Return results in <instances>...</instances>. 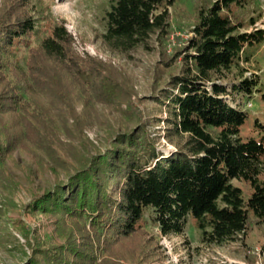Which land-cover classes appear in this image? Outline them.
I'll list each match as a JSON object with an SVG mask.
<instances>
[{"label": "trees", "instance_id": "trees-1", "mask_svg": "<svg viewBox=\"0 0 264 264\" xmlns=\"http://www.w3.org/2000/svg\"><path fill=\"white\" fill-rule=\"evenodd\" d=\"M175 2L109 0L103 42L126 56L138 48L163 46ZM248 2L214 0L202 7L185 45L171 57L162 53V72L178 64L153 96L160 112L167 113L163 133H150L142 123L119 133L106 149L78 161L80 168L68 182L36 201L37 210L74 226L83 242L36 247L29 264H165L151 226L163 236L179 235L191 219L202 242L222 245L245 235L252 219L264 224V122L255 117L259 136L245 140L241 128L250 113L236 100L250 101L262 92L259 76L247 75L246 65L264 45V28L243 30L246 24L231 15L233 7ZM37 32L30 0L4 1L0 179L5 160L18 149L48 152L67 145L60 141L46 102L71 104L77 92L84 96L86 91L99 98L106 91L121 102L131 97L127 81L112 76L111 67L75 50L64 22H54L39 44L34 43ZM24 49L25 66L19 55ZM161 138L174 149L163 151ZM236 180L248 184V198ZM261 254L264 258V243Z\"/></svg>", "mask_w": 264, "mask_h": 264}, {"label": "rangeland", "instance_id": "rangeland-1", "mask_svg": "<svg viewBox=\"0 0 264 264\" xmlns=\"http://www.w3.org/2000/svg\"><path fill=\"white\" fill-rule=\"evenodd\" d=\"M4 1L0 0V8ZM30 1L39 29L34 37L35 44L49 33L54 22H64L74 37L75 50L82 57L97 58L111 67L112 76L127 81V92L131 97L129 102H121L119 98L107 97L106 91H103V98L86 91L84 96L77 92L71 104L46 102L60 141L66 143L65 147L72 149L76 156L65 147L55 145L48 152L38 148L18 149L5 160L4 178L0 179V264H29L36 255V247L52 249L70 242L82 244L74 226H68L52 213L37 210L36 201L57 184L68 182L80 168L78 161L106 149L119 133L137 129L140 123L150 133H163L162 121L167 113L160 112L153 96L180 59L176 66L174 63L162 72V53L171 57L176 49L185 45L192 36L199 10L209 7L214 0H176L169 7L171 27L163 46L154 44L152 51L138 48L130 56L110 50L103 42V17L109 8V0ZM231 15L235 21L246 24L243 30L264 28V0H249L244 7H233ZM27 52L24 49L19 54L23 66ZM246 67L247 75L255 73L259 76L262 92L255 93L250 101L236 97L242 108L250 113L249 120L241 128L245 140L259 136V130L253 125L255 117L264 122V98L261 96L264 94V45L254 50V57ZM159 120L161 124L157 123ZM161 143L165 145H161L165 152L174 149L164 138ZM235 184L243 189L245 198L250 196L247 183L236 180ZM150 230L165 252V264H264L261 254L264 224L259 226L254 219L245 235L222 245L202 242L201 231L191 219L184 233L179 235H160L154 226Z\"/></svg>", "mask_w": 264, "mask_h": 264}]
</instances>
